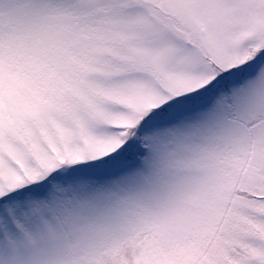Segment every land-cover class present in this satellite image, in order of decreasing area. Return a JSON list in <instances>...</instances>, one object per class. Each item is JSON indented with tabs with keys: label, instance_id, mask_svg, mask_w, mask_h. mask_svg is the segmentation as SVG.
Instances as JSON below:
<instances>
[{
	"label": "snow or ice",
	"instance_id": "obj_1",
	"mask_svg": "<svg viewBox=\"0 0 264 264\" xmlns=\"http://www.w3.org/2000/svg\"><path fill=\"white\" fill-rule=\"evenodd\" d=\"M0 264H264V0H0Z\"/></svg>",
	"mask_w": 264,
	"mask_h": 264
}]
</instances>
